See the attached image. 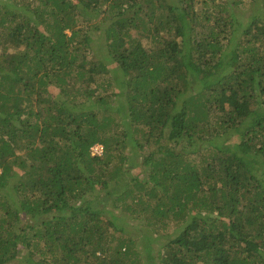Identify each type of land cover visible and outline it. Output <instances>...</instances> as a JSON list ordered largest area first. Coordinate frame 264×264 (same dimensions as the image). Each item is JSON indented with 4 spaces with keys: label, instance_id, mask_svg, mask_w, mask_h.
<instances>
[{
    "label": "trees",
    "instance_id": "obj_1",
    "mask_svg": "<svg viewBox=\"0 0 264 264\" xmlns=\"http://www.w3.org/2000/svg\"><path fill=\"white\" fill-rule=\"evenodd\" d=\"M235 1L0 0V264H264V0Z\"/></svg>",
    "mask_w": 264,
    "mask_h": 264
},
{
    "label": "rangeland",
    "instance_id": "obj_2",
    "mask_svg": "<svg viewBox=\"0 0 264 264\" xmlns=\"http://www.w3.org/2000/svg\"><path fill=\"white\" fill-rule=\"evenodd\" d=\"M237 1H239V2L237 3V5L235 4L234 12L236 13L237 19L239 21H242V22L245 23V22H247V16L250 14L251 9L256 5L257 0H236L235 2H237ZM103 26L107 27V24H105ZM98 27L99 28L96 31H95V29L97 27L94 29L95 33H93L94 37L96 38L95 45H93V46H95V49L91 51V55H90L91 61H93V62H96V61L102 59V57H103L102 54H103L104 51L99 46H101V45L105 46V44H106L105 43L106 42V36L104 34V28H102L101 26H98ZM167 38L168 37H166V39ZM112 66H114V65H112ZM108 67H111V66L109 65ZM110 78H111L110 76H107V77H105L102 80V82L105 83L106 86H104L102 88H99V91H98L99 92V96L105 98L108 101V103H112V102L113 103H117V99H119L117 96L121 95L122 91L119 90L116 87V85H114L113 83L111 85V83H110L111 81H108V79H110ZM59 90H60V87H59V89H55L54 93L55 94L58 93L57 99L61 100L64 97V95H62ZM95 109H97V108H95ZM103 112H101V113H103ZM107 114H111L112 118L115 120V123H117L119 121V114H117L115 112L107 113ZM203 153L207 154L205 150L202 151V152H199V154H203ZM208 154H209V152H208ZM131 171L129 173H131L133 176H137L138 175L137 173L140 171V169H135L132 172ZM146 200L148 201V199H146ZM152 202H153V204H155L156 200L153 199ZM138 221L139 220L131 219V220H129V224L131 225V227H136L137 224L139 223ZM142 224L143 223L141 221V224L139 226H141ZM147 227L148 226L146 225V226H143V227L139 228L140 230L134 229L131 234L128 233V232H126V234L131 236V237H134L136 240H139L140 236L142 235V232L143 233H147V234L150 233V229H148ZM137 243L140 244L139 247H141V245L143 246L145 244L143 242V240H140Z\"/></svg>",
    "mask_w": 264,
    "mask_h": 264
},
{
    "label": "built area",
    "instance_id": "obj_3",
    "mask_svg": "<svg viewBox=\"0 0 264 264\" xmlns=\"http://www.w3.org/2000/svg\"><path fill=\"white\" fill-rule=\"evenodd\" d=\"M92 154L95 156H102L104 154V147L101 145H95L92 148Z\"/></svg>",
    "mask_w": 264,
    "mask_h": 264
}]
</instances>
